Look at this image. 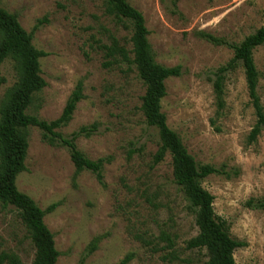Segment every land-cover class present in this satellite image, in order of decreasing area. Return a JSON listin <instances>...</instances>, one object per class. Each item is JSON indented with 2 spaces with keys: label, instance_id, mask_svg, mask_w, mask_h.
I'll list each match as a JSON object with an SVG mask.
<instances>
[{
  "label": "rangeland",
  "instance_id": "rangeland-1",
  "mask_svg": "<svg viewBox=\"0 0 264 264\" xmlns=\"http://www.w3.org/2000/svg\"><path fill=\"white\" fill-rule=\"evenodd\" d=\"M127 1L143 15L155 61L181 68L179 77L165 81L161 111L168 127L197 164L238 173L230 179L211 175L201 183L214 197L216 217L243 243L234 251L235 264H264V211L246 206L250 199L264 201V130L248 143L256 119L240 65L226 75L225 107L216 114L213 73L233 52L199 36L240 43L264 27V0ZM0 7L17 16L32 33L34 48L44 53L39 67L46 86L27 113L45 121L58 118L81 81L84 97L60 132L70 137L97 123L96 132L78 137L76 146L91 160L111 157L102 187L90 172L75 177L68 150L44 143L37 128L28 129L26 170L16 187L41 210L55 204L43 221L59 253L56 264H117L127 254H133L129 264H206L205 249L187 248L198 229L174 183L170 154L153 163L159 136L140 109L144 84L132 65H104L102 47L114 40L132 57L130 24L108 15L106 0H0ZM253 59L264 107V46L253 51ZM13 64L1 65L0 102L17 82ZM95 237H101L96 250L85 256ZM2 253L15 254L21 264L34 258L17 211L0 204Z\"/></svg>",
  "mask_w": 264,
  "mask_h": 264
},
{
  "label": "trees",
  "instance_id": "trees-1",
  "mask_svg": "<svg viewBox=\"0 0 264 264\" xmlns=\"http://www.w3.org/2000/svg\"><path fill=\"white\" fill-rule=\"evenodd\" d=\"M106 13L118 21L130 24L131 55L116 40L110 46L103 45L105 66L126 64L136 69L138 78L145 86L141 97V111L147 126L155 128L159 136V146L153 156V163L161 162L167 153L171 156L174 183L182 190L189 208L195 216L198 233L187 242L189 249H205L206 264H235L234 251L243 243L230 237L225 223L219 220L213 209L214 197L202 187V180L211 175L230 179L237 176L230 173L224 165H199L187 152L179 136L172 131L161 111V100L166 96L165 81L179 77V66L165 67L158 64L153 56L148 30L141 12L132 7L127 0H106ZM206 41L230 48L233 56L230 61L218 68L212 79L215 96L216 114L225 107L224 82L228 72L240 65L244 71L251 106L254 110L255 124L249 132L248 143L256 142L264 130V107L257 93L259 72L256 69L253 51L264 46V27L246 36L240 43H230L207 33H199ZM44 53L32 45V33H27L19 24L17 16L0 7V86L4 83L1 65L6 60L13 61L17 82L9 88L0 102V204L12 206L18 213L34 248L32 264H56L59 253L55 248L53 234L46 227L43 218L55 208L50 205L41 210L35 202L16 187L17 176L26 170L25 159L28 150V129L35 127L40 131L41 140L50 146L65 147L75 168V177L83 171L94 175L102 187L104 167L111 162V157L91 160L77 148L78 137L89 138L98 128L97 123L82 126L65 137L60 130L71 121L77 104L83 99V84L77 82L68 96L61 114L52 121L41 120L28 112L36 95L46 86L40 76L39 58ZM246 206L264 211V201L250 199ZM101 237L92 239L85 256L94 252ZM133 254L125 255L117 264H129ZM21 264L15 254L2 253L0 264Z\"/></svg>",
  "mask_w": 264,
  "mask_h": 264
}]
</instances>
